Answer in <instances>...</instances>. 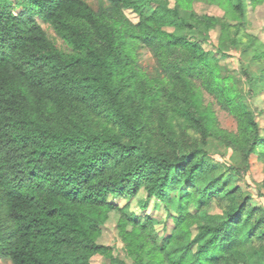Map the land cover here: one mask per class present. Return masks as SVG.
<instances>
[{"label":"trees","instance_id":"obj_1","mask_svg":"<svg viewBox=\"0 0 264 264\" xmlns=\"http://www.w3.org/2000/svg\"><path fill=\"white\" fill-rule=\"evenodd\" d=\"M193 1L0 0V257L264 264V205L237 181L252 155L264 163V134L242 79L218 57H248L240 71L256 97L264 41L248 32L246 0H206L222 18L197 13ZM218 26L219 54L204 46ZM214 105L235 130L220 126ZM211 138L231 150L227 160L206 149ZM113 198L126 201L115 207ZM153 199L175 210L161 229L147 212ZM113 211L121 247L98 241Z\"/></svg>","mask_w":264,"mask_h":264},{"label":"rangeland","instance_id":"obj_2","mask_svg":"<svg viewBox=\"0 0 264 264\" xmlns=\"http://www.w3.org/2000/svg\"><path fill=\"white\" fill-rule=\"evenodd\" d=\"M16 1V0H15ZM93 6H96L95 0H87ZM173 1V0H167ZM247 2V25H248V32L257 35L262 41H264V3L259 4L257 6H253L250 3V0H246ZM192 8L200 14H211L215 15L216 17L222 18L224 15V10L216 3H208L206 0H194L192 3ZM21 8L15 7V12H19ZM181 12L185 15L188 14L189 11L181 10ZM128 16L133 20H138V15L132 11L127 10ZM43 27L47 30L49 35L56 40V43L60 47H65L66 44L61 39L54 29L47 23L42 22ZM219 26L211 31V36L209 41L204 44L205 49L212 50L218 52L217 54L221 53L219 49ZM141 53V54H140ZM139 53V59L141 56V62L144 66H149L153 63V57L151 56L150 52L142 49ZM220 57V65L223 67V71L225 73H232L236 75L237 78H241L242 80L239 82V85L244 87V98L245 101L252 105L254 111L257 114V119L261 126V133L264 134V92L256 97H250L248 93V86L246 85L244 76L240 71L241 61L247 63L248 57L243 56L240 52L236 50L228 49L225 56L221 54L218 55ZM247 57V58H246ZM212 98V97H211ZM210 98V99H211ZM215 113L217 115L218 121L220 126L228 129V130H235L236 129V120L235 118L229 114L227 111L222 110L219 106L214 105ZM206 149L217 159V160H227L231 155V150L227 148L224 144L218 141L215 138H211L209 143L205 146ZM240 177V176H239ZM237 177L238 183L243 186L246 190L252 192L253 195V204L254 205H264V198L258 196L257 187L264 179V163L261 162L258 158V155L251 156V168L247 172V174L242 175L240 178ZM264 192V187H263ZM145 193L141 192L138 195V200H144ZM112 203L115 207H122L125 203V199L121 198H113ZM156 204V205H155ZM138 202L135 200L132 203V210H135L137 213H144L143 210L140 208ZM155 205V206H154ZM170 202H163L159 200H151L149 203V207L147 208V212L152 214L155 219L159 220L160 223L157 224L158 228L161 229L163 227V222L171 221L169 219L170 211L171 213H175V210H169ZM169 210V211H168ZM119 217V213L117 211H113L110 214V219L106 223V225L102 228V233L98 238L99 243L105 245H115L118 247L122 246L121 239L118 237V230L116 228V223ZM0 264H12L10 260L4 259L0 257ZM92 264H107L106 260L101 259L100 257H96Z\"/></svg>","mask_w":264,"mask_h":264}]
</instances>
